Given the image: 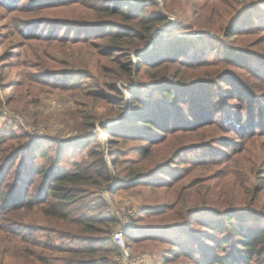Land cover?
I'll list each match as a JSON object with an SVG mask.
<instances>
[{
  "label": "rangeland",
  "instance_id": "374dc122",
  "mask_svg": "<svg viewBox=\"0 0 264 264\" xmlns=\"http://www.w3.org/2000/svg\"><path fill=\"white\" fill-rule=\"evenodd\" d=\"M37 1L0 0V192L7 195L17 190L15 195L21 204L29 199L37 201L24 207L13 205V201L0 209V264H84V255L69 248L71 241L84 244L71 239L75 228L64 221L43 218L40 212L51 207L39 202L49 201L45 196L48 189L44 192L42 186L52 181L53 177L47 176L51 171L85 168L94 175L105 174L102 161L110 169V180L94 177L79 183L75 199H69L65 209L116 218L114 223H98L102 232L94 236H112L123 228L128 252L132 256L146 254L145 264H209L213 250L204 254L210 249L208 245H216L214 240L218 238L223 243L233 242L234 236L230 238L227 229L210 226L224 218L219 219V214L211 213L205 222L200 219L205 211L199 212V218L184 226L185 221L173 219L169 213L147 215L150 206L172 203L176 189L141 183L132 189L116 185L131 174L142 176L171 161L165 159L164 144L153 145L155 158H144L139 146L150 145L144 139L148 132L136 127L133 118L123 121L133 105L131 94L138 92L143 98L161 94L154 79L158 70L167 79L192 86L185 93L187 99L171 108L176 114L191 112L196 96L210 93L213 108L217 107L213 111L216 120H228L218 121L203 132L200 141L204 150L198 155L192 150L199 145L198 139L185 141L192 153L185 152L181 160L170 163L175 174L186 176L192 170L185 183L201 181L203 176L217 172L209 175L214 179L198 186L200 208L205 205L201 198L211 193L217 198L218 209L207 206L210 212L235 209L244 212L240 221L244 227L254 223L264 227V0H127L128 5H144L146 14L163 18L150 28L148 51L143 54H153L151 60L157 65L148 69H136L137 50L142 47L138 37L150 27L137 24L139 18L126 20L122 15L94 9L95 5L110 4L107 0H78L65 6L45 1L34 4ZM131 26L134 38L126 44H131L130 60L135 68L129 79L119 53L109 55L110 49L122 42L99 36L109 28L130 32ZM33 33L40 37L32 39ZM219 77L222 79L218 83L193 89L195 82ZM228 96L233 98L225 105ZM125 102L123 110L120 104ZM222 110L226 115L232 113L238 125L257 131V136L243 140L238 131L230 132L229 118L223 117ZM196 111H200L198 107ZM231 141L239 153L230 155ZM114 154L118 156L117 165ZM187 157L206 159L213 168L205 170L184 163ZM44 169L48 173H40ZM169 171H157L154 178L175 179ZM49 199L58 201L57 197ZM176 223L180 225L173 229ZM31 228H38L35 239H23L22 233ZM50 243L62 249L47 247ZM176 243L184 248L196 247L199 262L184 253H178L183 255L177 259L171 257L170 249L176 250ZM100 247V264H124L123 252L115 242ZM227 250L216 252L224 256ZM260 261L263 257L252 259L253 264Z\"/></svg>",
  "mask_w": 264,
  "mask_h": 264
},
{
  "label": "trees",
  "instance_id": "16d2710c",
  "mask_svg": "<svg viewBox=\"0 0 264 264\" xmlns=\"http://www.w3.org/2000/svg\"><path fill=\"white\" fill-rule=\"evenodd\" d=\"M42 2L41 4L54 2L52 4L54 5H60L65 6L68 4L76 3L78 0H39ZM37 1L34 4L38 5L40 2ZM107 5H99V9L97 5L94 7L95 10L100 11L102 13H106L109 15H122L124 16L126 20L134 21L136 18H139V22L137 24L143 23V25H150L148 29H146L145 33L140 35L138 37L139 43H141L142 47L139 48L137 51L138 54H136L137 60L139 62V66L136 69L139 68H147L148 66H154L157 65L156 62L151 60V57H153V54H148L149 56H145L143 52L147 53L148 48L147 46L150 43L151 39V30L150 28L153 27L156 23H160L163 21V18L156 16V15H148L145 13V6L140 5H128L127 0H107ZM116 2L117 4L115 5ZM113 3V4H112ZM127 4V5H125ZM134 28L131 26L130 32L125 31V28H119L116 30H112V28H109V30L104 29L103 35L99 36L103 39L111 38L116 41L122 42L121 45L117 47H112L111 53L109 54L112 56V54L117 55L119 53L118 57L123 61L124 64L123 68L126 71L127 75L130 77L133 76V70H134V64L132 66V61L130 60V54L132 52L131 44H126V42L130 39L134 38L133 35ZM52 34H49L48 36H51ZM112 36V37H110ZM30 37L32 39H38L40 35L38 34H31ZM58 38V37H57ZM109 55L104 54V57H108ZM177 55L176 53L174 54ZM158 59V58H157ZM144 65V66H141ZM163 65V64H161ZM148 69V68H147ZM166 75H162L161 71L158 70L154 74L155 86L158 89V91L161 92V94H153V96L142 97L138 92H135L132 95L133 102L132 107L130 111L126 114L123 121H126L127 119L133 118L135 119L136 127H142V129H146L148 132V136L146 139L150 145L149 146H139L140 153H142V156L149 157V159L155 158L153 154V145H163L166 147L165 149V159L171 160L169 163L164 161L162 164H159L153 168H151L148 172L144 173L142 176L138 175V173L131 174L127 178H125L123 181L117 182L116 185H120V187L124 189H132L134 187H137L141 184H147L154 188H162V187H169L171 189H176L178 191L177 196L175 199H173V202L170 204H165L163 206H150L147 210L148 216H160L169 213L170 216H172L173 219L180 218L181 221H185L184 224L181 226H184L186 222L189 221H195L197 218H199L198 214L199 212L205 211L206 214H203V216L200 218L201 220H204L205 222L208 221V218L211 216V213L219 214V219L221 217H224L220 221H214V224H210L213 229L216 230H222L227 229L229 232V237L231 238L234 236L231 240L227 241V243H223L222 240L219 238L217 240H214L216 245L207 246L206 252L204 254H208L209 251L213 250L211 256L209 257V264H253L252 259L254 257H263V261H260L258 264H264V227L258 224H251L248 227H244V225L240 224L241 219L244 218L243 213L237 212V210H229L227 212H219L217 210H214L215 212H210L209 206L211 209H218L215 208L216 205H218L217 198L214 199V196L211 193H208L206 197L201 198V201L205 204L202 208H200L198 202L200 201V192L198 189V186L203 181H211L214 179L215 176H209V175H217V172H214L213 174H207L203 176L201 181H195V182H185L183 183L185 177L188 175H191V171L186 173V176L184 173H178L175 174L173 171V166L170 165L172 162H176L178 160H181L182 154L185 152H191L193 150V154L198 155L199 150H204V145L200 141L203 137V132L210 129L211 127L215 126V123H218L220 120H216L215 111L217 107L213 108L214 100L213 95H209L210 93H206L200 96H196V99L192 105L200 111L194 112V109L190 110L191 112H186L185 114H176V110H172L171 108H175V106L178 103H183L182 100L187 99V93L192 86L190 84H183L182 82L178 81V79H167L165 78ZM222 77L215 78L214 80L210 81H198L195 82L193 85L194 88H205L206 85L212 84V83H218L221 81ZM231 92V90L229 91ZM235 93V92H234ZM251 92H247L248 95H250ZM185 97V98H184ZM234 97V94H233ZM232 97V98H233ZM231 96H228L225 98V105H227V102H230L232 99ZM219 100V99H218ZM137 101V102H136ZM220 101V100H219ZM187 103V101H184V104ZM222 103V100H221ZM184 104L182 106H184ZM120 106L123 110L126 108V102L120 104ZM212 106V107H210ZM226 111L222 110L220 113H222L223 117L227 116L229 118V125H230V132L238 131L240 133V139L243 140H249L255 136H257L258 132L255 130H247L243 127L242 124H237V120L232 116V113L229 115L225 114ZM233 112V110H232ZM227 118V119H228ZM253 120V118L251 119ZM225 123L226 119L223 118L220 122ZM228 125V126H229ZM238 125V126H237ZM216 128V127H215ZM228 128V127H226ZM130 136V135H129ZM135 136V135H134ZM144 136V135H143ZM136 138H141L142 136H135ZM195 137L194 139H198L199 145L194 146L192 150L189 147V143L185 142L188 139ZM143 138V137H142ZM229 141V140H228ZM228 144H224L223 147H228ZM229 148H231L230 155L239 153V148H233L232 141L229 144ZM115 156V165L118 163V156L117 154H114ZM225 156H227L225 154ZM229 157V156H228ZM226 157V158H228ZM155 160V159H154ZM202 160V159H201ZM10 161H13L12 158ZM184 163L197 166L204 167L205 170L209 168H213L212 164L206 159H203L202 161H199L197 158L192 159L187 157ZM206 164V165H204ZM101 166L103 167L105 174H93L91 170L81 168L77 171L69 172V171H63V172H56L51 171L47 176L53 177L52 181L47 184V182L42 186L44 189L43 191L48 189L47 195L45 196L48 198L49 201H51L49 198L57 197L58 201H45L40 200L42 202L39 203H49L51 210L46 209L42 210L41 216L45 219H48L50 221L55 220L59 223V221H64L67 224L72 225L75 229H73L75 232L72 234L71 239L72 240H78L82 241V245L75 244V242L71 241V244L69 248L73 253H77L79 255H84L83 260L85 262H82L84 264H100V260H102V256H99V250L101 249V245H112L113 235H105L101 236L100 234L95 235L96 232H102V230L98 227V223H114L116 222V218L114 216H95L93 214H90V212H85L84 210H78L77 212H66L65 209L67 208V201L73 200L74 195H76L78 189V184L82 182H89L94 177L103 180V182H108L110 180V169L108 168V165L105 161H102ZM206 167V168H205ZM165 168H168L170 176L176 177L173 180H164L163 178L155 179L154 175L158 171H162ZM40 173H48L47 170H42ZM2 174V170L0 171V175ZM168 174V175H169ZM143 177V178H141ZM147 179L146 182H142L145 178ZM208 177V178H207ZM121 180V179H120ZM98 183V181H96ZM15 192H8V194H4V192H0V200L2 201V204H0V209H5L8 205L12 204L11 202H15L16 206H22L25 205L30 206L36 203L37 201L34 199H29L25 202L18 203L17 201L20 199L19 196L15 193L17 190H14ZM171 191V190H170ZM76 192V193H75ZM45 197V199H46ZM218 207V206H216ZM79 208H82L80 206ZM241 210V209H240ZM249 213V212H246ZM221 216V217H220ZM260 222V221H259ZM180 224L176 223L174 224V227H178ZM172 227L170 229H172ZM222 227V228H220ZM141 228V227H140ZM38 229V228H37ZM36 228H31L27 232L22 233V238L27 240L29 236V240L35 239L34 233L37 230ZM145 229H156V228H145ZM182 229V228H181ZM137 230V229H136ZM19 233L22 232V229L17 230ZM107 233V232H104ZM20 235V234H19ZM127 235V234H126ZM195 237V236H192ZM226 240V239H225ZM226 242V241H225ZM97 243V244H96ZM224 244V245H223ZM100 245V246H97ZM47 247H50L52 249H62V246H53L51 243L46 244ZM176 250H173V248L170 249L171 257L173 256L174 259L179 258L178 253H184L188 257H192L193 259H197V262H199V259L197 258V250L196 247L192 248H184L180 243H176L174 245ZM107 248V246L105 247ZM227 248L226 254L224 256L219 255L216 251H219L220 249L225 250ZM62 251V250H61ZM98 255V256H97ZM162 255V254H161ZM170 257V256H169ZM166 256H165V258ZM172 259V260H174ZM46 261V260H42ZM43 263V262H42ZM45 263V262H44ZM71 263V261H69ZM46 264V263H45Z\"/></svg>",
  "mask_w": 264,
  "mask_h": 264
},
{
  "label": "built area",
  "instance_id": "2783aa9c",
  "mask_svg": "<svg viewBox=\"0 0 264 264\" xmlns=\"http://www.w3.org/2000/svg\"><path fill=\"white\" fill-rule=\"evenodd\" d=\"M125 222L127 224H129L128 220H125ZM127 224H125V225H127ZM124 231L125 230L123 228L122 229H118L113 234V240H114L116 246L119 249H121V251L123 252V260H122V262L124 261V264H145L146 257H147L146 254L132 256L133 254H130L128 252V248H127L128 245L126 243V235H125Z\"/></svg>",
  "mask_w": 264,
  "mask_h": 264
}]
</instances>
